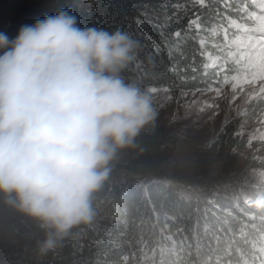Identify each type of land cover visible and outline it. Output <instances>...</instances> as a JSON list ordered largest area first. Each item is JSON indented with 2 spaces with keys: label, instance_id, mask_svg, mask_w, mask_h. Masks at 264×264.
<instances>
[{
  "label": "trees",
  "instance_id": "obj_1",
  "mask_svg": "<svg viewBox=\"0 0 264 264\" xmlns=\"http://www.w3.org/2000/svg\"><path fill=\"white\" fill-rule=\"evenodd\" d=\"M205 3L0 0V31L15 37L22 25L69 8L81 26L121 29L139 41L140 52L124 73L126 80L142 90L197 92L246 74L243 61L264 55V23L249 27L263 22L264 8L255 9L250 0ZM232 27L239 31L238 42L230 39ZM244 29L261 40L241 37ZM238 44L239 62L227 54L236 52ZM257 100L264 103V98ZM239 122L225 125L208 150H198L195 161L218 163L235 148L233 127ZM164 155L160 141L145 127L108 165L106 179L91 197V222L73 228L44 254L39 249L44 230L0 197V264H257L264 245V187L258 189L255 179L243 174L162 172L157 167ZM241 188L260 199L246 194L244 200L232 198Z\"/></svg>",
  "mask_w": 264,
  "mask_h": 264
},
{
  "label": "clouds",
  "instance_id": "obj_2",
  "mask_svg": "<svg viewBox=\"0 0 264 264\" xmlns=\"http://www.w3.org/2000/svg\"><path fill=\"white\" fill-rule=\"evenodd\" d=\"M139 52L69 8L0 31V197L44 230L41 254L91 222L108 165L155 119L150 90L124 75Z\"/></svg>",
  "mask_w": 264,
  "mask_h": 264
},
{
  "label": "rangeland",
  "instance_id": "obj_3",
  "mask_svg": "<svg viewBox=\"0 0 264 264\" xmlns=\"http://www.w3.org/2000/svg\"><path fill=\"white\" fill-rule=\"evenodd\" d=\"M194 1L197 4H206V0ZM250 1L255 9L264 5L255 4L256 1L264 0ZM249 24H251L249 27L256 29L262 22ZM232 28L235 33V28ZM238 33L239 31L230 36L232 42H238ZM242 36L261 40L259 34L246 29L241 33ZM248 45L250 47L255 44L248 42ZM239 49L238 44L236 52L229 53L227 50V54L238 61ZM213 56L211 55V61H217ZM243 68L247 71L246 74L232 75L221 87L206 86L197 92H173L166 88L145 89L150 90L149 95L155 113L154 121L146 127L150 128L164 147L165 160L157 167L159 171L170 173L173 168L177 170L175 171L177 174L196 173L201 170H215L232 176L243 174L255 179L256 183L253 185L259 186L258 189L260 186L264 187V103L257 100L258 97L264 98V55L260 53L252 55L248 61H243ZM237 122L238 125L233 127V134L236 135L233 143L235 148L229 149L218 163L195 161L198 150L203 147L208 150L209 142L225 125L231 123L232 127ZM256 160L261 162V165ZM242 188L231 197L243 199L246 194L254 196L256 200L260 199L259 194L243 192ZM261 257L264 264V245Z\"/></svg>",
  "mask_w": 264,
  "mask_h": 264
}]
</instances>
